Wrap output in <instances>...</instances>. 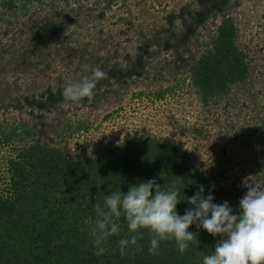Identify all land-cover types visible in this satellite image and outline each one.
I'll return each mask as SVG.
<instances>
[{"label": "rangeland", "instance_id": "1", "mask_svg": "<svg viewBox=\"0 0 264 264\" xmlns=\"http://www.w3.org/2000/svg\"><path fill=\"white\" fill-rule=\"evenodd\" d=\"M205 2L0 5V187L8 182V158L24 145L41 142L79 159L128 134L174 140L199 173L243 194L245 182L264 185V0ZM225 17L234 20L249 75L204 103L191 69L212 49ZM85 65L108 74L90 99L38 107L49 90L62 91L65 76L88 75ZM17 88L39 100L14 105L9 95Z\"/></svg>", "mask_w": 264, "mask_h": 264}, {"label": "trees", "instance_id": "2", "mask_svg": "<svg viewBox=\"0 0 264 264\" xmlns=\"http://www.w3.org/2000/svg\"><path fill=\"white\" fill-rule=\"evenodd\" d=\"M0 5L18 8L16 0H0ZM235 37L234 20L225 17L217 28L212 49L192 66V82L204 103L225 95L231 85L249 75L247 54ZM61 92L49 90L38 107L58 105ZM9 96L14 105L22 99L31 104L39 100L30 99L20 88ZM13 155L6 163L8 182L0 187V264H203V257L212 254L222 237L195 224L189 231L196 234V239L183 254L174 241H165L161 242L159 255H150L148 232L142 230V247H130L122 258L118 241L131 235L123 216L116 221L119 234L108 238L103 255H95L90 230L96 218L98 193L103 203V195L127 192L130 185L141 181L154 179L162 188L174 184L181 199L177 205L180 215L194 207L184 199L193 196L201 185L205 196L211 193L218 204L228 201L237 215L239 201L245 195L199 173L188 151L170 138L128 134L104 152L79 159L41 142L24 145Z\"/></svg>", "mask_w": 264, "mask_h": 264}, {"label": "clouds", "instance_id": "3", "mask_svg": "<svg viewBox=\"0 0 264 264\" xmlns=\"http://www.w3.org/2000/svg\"><path fill=\"white\" fill-rule=\"evenodd\" d=\"M88 73L80 80L64 77L61 104L77 103L94 95L97 83L108 74L100 67L85 65ZM248 188L240 199V213L234 214L228 201L214 203V195H204V186L191 197H186L190 207L184 215L177 211L181 201L175 185L161 187L154 179L130 185L127 192L98 193L95 204L96 218L90 230L95 255L105 252L109 237L118 235L116 222L123 216L131 235L119 239V253L123 258L130 247H142L139 243L148 232V253L159 255L161 242L174 241L183 254L196 239L189 231L191 225L205 229L213 236H220L212 254L203 257V264H264V185L245 182ZM154 190V192H153Z\"/></svg>", "mask_w": 264, "mask_h": 264}]
</instances>
